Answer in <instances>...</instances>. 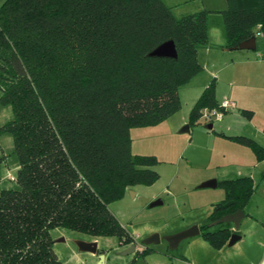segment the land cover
<instances>
[{"label": "trees", "instance_id": "trees-1", "mask_svg": "<svg viewBox=\"0 0 264 264\" xmlns=\"http://www.w3.org/2000/svg\"><path fill=\"white\" fill-rule=\"evenodd\" d=\"M221 13L226 47L264 35V0H227ZM207 38L206 11L175 17L162 0L0 3V103L12 110L0 133L12 136L17 159L16 187L0 190V264H63L51 247L54 227L134 243L108 204L159 174L154 155L131 151L130 129L180 108L178 88L202 69L197 46ZM168 39L175 58L149 55ZM214 91L212 79L189 125L203 108L219 107ZM228 137L264 158V147L249 137ZM219 184L225 195L209 221L243 210L255 189L246 175ZM228 225L203 224L201 235L220 248L232 233Z\"/></svg>", "mask_w": 264, "mask_h": 264}, {"label": "rangeland", "instance_id": "rangeland-1", "mask_svg": "<svg viewBox=\"0 0 264 264\" xmlns=\"http://www.w3.org/2000/svg\"><path fill=\"white\" fill-rule=\"evenodd\" d=\"M2 1L0 0V3ZM164 1L172 5V13L176 17L204 10L207 12L209 21L215 19L213 17L220 20L221 9L227 7V0ZM256 37L259 40L262 39L260 33H257ZM229 51L244 50L234 48ZM246 90L255 91L251 87H247ZM237 109L235 108V111H238ZM225 113L223 111L222 115ZM241 115L237 114L236 117L244 120V116L245 120L247 119L245 113ZM253 116L255 120L260 117L258 108H255ZM11 117V107L0 103V125ZM220 119H206L200 115L196 123L189 125L188 131H180L188 122L180 124L179 120L175 121L174 116L156 124L136 126L130 129L131 151L134 154L154 155L156 163L152 168L158 172L159 176L151 184H137L127 189L120 198L108 204L111 212L126 230L133 237L138 236L134 241L138 251L121 253L127 246L121 244L117 237L101 236L97 239V257L99 260V253L104 254L102 264H148L144 259L147 253H153L156 264H170L173 261L174 264H180L181 261H184L180 254L192 236L182 239L175 248H170L163 236L170 234L174 227L190 220H196L201 225L208 224L210 222L208 215L213 203L224 198V188L221 184L214 187H199L202 181L198 180V174L204 172L205 167H202L203 161L195 157L192 152L197 142V127L206 130L205 125L211 122L213 127L217 128L224 123ZM12 147V136L7 132L0 133V190L16 187L15 180H11L7 176L8 173L14 176L17 170V159ZM260 174L264 177V168ZM142 198H146L147 201L144 203ZM156 199H160L161 202L151 205L150 203ZM223 225L224 223H219L208 226V228L217 229ZM243 228L244 224H239L237 229L242 230ZM153 233H158L161 236L160 241L145 245L142 240ZM50 237L52 239L51 247L63 264L91 263L93 261L95 256L92 255L95 254L80 250L75 243L77 239L92 240L93 238L88 234L64 227H54L50 230ZM261 245L264 246V243ZM144 247L149 248V251L145 252L146 254L141 253ZM231 247L228 246V249ZM98 260L95 264L98 263Z\"/></svg>", "mask_w": 264, "mask_h": 264}, {"label": "crops", "instance_id": "crops-1", "mask_svg": "<svg viewBox=\"0 0 264 264\" xmlns=\"http://www.w3.org/2000/svg\"><path fill=\"white\" fill-rule=\"evenodd\" d=\"M162 1L169 8L171 7L172 12V5ZM213 18L215 19L209 21L207 16L206 44L197 46V58L202 69L179 86L178 96L181 106L176 111L177 114L173 113L169 118L174 116L175 121L179 120L180 124L187 123L193 104L203 89L214 79V96L217 103L227 99L232 101L234 106L225 110L226 113L220 119L224 123L217 128L213 127V123L212 127L206 130L197 127L198 137L192 152L195 157L203 161L202 167H205V171L198 174V180L215 178L218 182L246 175L256 184L239 223L244 224V228L234 230L232 223L228 225L230 230L239 233L240 237L231 245L226 242L220 248H214L202 237L200 230L187 241L186 247L180 254L184 261L179 262L180 264H264V246L261 245L264 243L262 242L264 241V177L260 174L264 168V158L258 159L250 146L228 137L243 135L264 147V35L260 33L262 35L260 40L255 36L254 49L232 52L229 50L234 48L226 47L222 14L220 20L217 17ZM247 87L255 91H248ZM235 108H238V111H235ZM255 108L259 109L258 120L253 116ZM241 110L251 111V117L245 120L246 117L243 116L245 121L236 117L237 114L242 116ZM224 116L226 117L223 119ZM193 224H197L200 229L201 224L196 220H190L174 227L170 234ZM136 237L138 236L133 237V241H136ZM128 245L130 244H125ZM228 246L232 247L228 249ZM135 250L138 251L136 246ZM97 254L98 252L92 255L95 257L91 263H85L95 264L98 260ZM152 254L147 253L144 256L148 264H156ZM170 264H174V261Z\"/></svg>", "mask_w": 264, "mask_h": 264}, {"label": "water", "instance_id": "water-1", "mask_svg": "<svg viewBox=\"0 0 264 264\" xmlns=\"http://www.w3.org/2000/svg\"><path fill=\"white\" fill-rule=\"evenodd\" d=\"M232 48H237V49H254L255 48V36L250 37L249 39H245L237 43L236 45L232 46ZM150 56H158V57H173L175 58L177 56V51L176 47L174 44V41L172 39H168L163 41L162 43L158 44L155 46L150 52ZM212 123L206 124V128H211ZM189 129V124L187 123L180 131H188ZM217 185L216 179L215 178H210L207 180L202 181L199 184V187H214ZM142 201L145 203L147 201L146 198H142ZM160 199H156L152 201L150 204H158L160 203ZM244 216V211L241 208L236 209L235 211L231 213H226L219 218L210 221L208 223V226L216 225L219 223H232L234 230H236L239 226L241 218ZM200 232L199 226L197 224L190 225L182 230H179L175 233L164 235L163 238L167 240L168 245L170 248H175L177 247L178 243L187 237L193 236L195 234H198ZM240 235L232 231L227 244L231 245L233 244ZM161 239V236L158 233H153L147 237H145L142 242L147 245L150 243H156L159 242ZM77 247L80 250L83 251H88L92 254H96L98 252V246H97V240H83V239H77L75 241ZM135 250V244L131 243L130 245L127 246L125 250H123L121 253H129ZM104 259V254L99 253V260L97 264H102Z\"/></svg>", "mask_w": 264, "mask_h": 264}, {"label": "built area", "instance_id": "built-area-1", "mask_svg": "<svg viewBox=\"0 0 264 264\" xmlns=\"http://www.w3.org/2000/svg\"><path fill=\"white\" fill-rule=\"evenodd\" d=\"M234 106V103L230 100L224 99L219 103V107H213V108H205V110L201 111V115L204 116L206 119H212L217 118L220 119L222 117V112L232 108ZM9 179L13 180L14 176L10 173L7 175Z\"/></svg>", "mask_w": 264, "mask_h": 264}]
</instances>
